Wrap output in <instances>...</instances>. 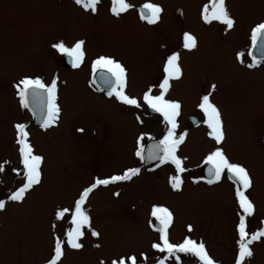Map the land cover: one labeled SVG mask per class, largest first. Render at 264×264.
<instances>
[{
    "label": "rangeland",
    "instance_id": "1",
    "mask_svg": "<svg viewBox=\"0 0 264 264\" xmlns=\"http://www.w3.org/2000/svg\"><path fill=\"white\" fill-rule=\"evenodd\" d=\"M111 1L99 0L93 13L74 0H0V165L4 169L0 200L5 201L0 211V264H48L57 237L65 241L58 264H111L128 255L145 264H159L164 253L156 254L152 248L159 242L151 228L154 206L172 213L170 241L191 238L205 245L214 264H235L240 214L235 188L231 190L227 182L203 188L181 175V189L173 190L169 180L176 172L169 164L142 170L125 183L93 189L83 205L90 225L83 229L82 247L76 250L66 244L71 214L57 220L55 213L73 209L79 194L97 179L140 169L136 152L146 140L159 139L160 118L148 114L142 96L149 88L153 95L160 93L164 64L172 54L179 55L182 76L170 81L165 98L180 102L176 121L190 129L183 132L178 157L187 171L196 174L204 157L217 147L230 161L242 164L252 179L246 192L254 204L253 214L246 217L248 232L264 228V63L251 64L246 58L250 28L264 20V0H225L235 21L231 29L218 21H203V9L210 10L211 0H126L133 10L123 17L107 12ZM144 2L162 8L155 24L135 21L134 10ZM185 32L196 38L195 49L183 47ZM78 40L84 41L85 60L106 56L123 65L125 94L137 98L140 108L94 92L86 62L73 72L59 67L63 54L52 45L63 41L72 47ZM24 77L40 78L46 84L57 80L61 91L57 126L41 131L32 125L14 87ZM205 94L221 113L225 139L220 145L207 136L209 129L198 107ZM190 117L199 119L193 130ZM17 123L26 125L28 142L43 157L41 183L19 203L8 199L23 183ZM93 230L98 237L91 235ZM250 247L253 255L244 264H264V237ZM181 264L199 262L183 257Z\"/></svg>",
    "mask_w": 264,
    "mask_h": 264
},
{
    "label": "snow or ice",
    "instance_id": "2",
    "mask_svg": "<svg viewBox=\"0 0 264 264\" xmlns=\"http://www.w3.org/2000/svg\"><path fill=\"white\" fill-rule=\"evenodd\" d=\"M74 3L81 6L85 11L91 10L93 13L97 11V4L99 0H74ZM130 4L126 0H112L111 12L114 16H119L126 12ZM162 8L159 5L152 3H145L140 9V18L147 20L148 24H155L159 18ZM202 19L207 23L218 21L231 29L235 23L234 19L228 12L225 0H211V9L206 6L202 12ZM264 39V22L257 24L251 31V40L255 46L258 40ZM84 41L78 40L72 47H68L63 41L54 43L52 47L58 52L67 55L73 61V67H78L84 57L83 46ZM183 47L188 50L197 47V41L194 36L185 32L183 34ZM239 59V55H238ZM179 55L172 54L167 57L164 64L163 71L165 78L163 83L159 85L160 93L158 95L152 94V89L149 88L143 93V104L155 112H158L165 122L169 125L167 134L159 141L155 149H149V159H159L161 163L170 162L175 166L176 174L170 177L169 183L173 190L179 191L183 183L181 173L185 171L182 166V160L176 155L177 147L185 139V134L175 135L177 127L176 118L180 114L181 104L178 101L165 98V94L170 87L171 80H179L182 76V69L179 64ZM255 57L253 58V64ZM253 65H249L252 67ZM97 70H106L110 74V78L105 77L103 71L101 73L99 86L108 87V96H115V98L127 106L140 108L141 104L137 98L130 97L125 94L126 86V69L123 65L113 58L100 56L92 63V71L96 73ZM16 93L19 97L21 107L32 110L34 113L37 108L42 109L41 127L47 129L54 125L60 116V107L57 104V80L53 79L50 84H46L40 78L24 77L20 79L15 85ZM215 85H211L212 90H215ZM35 106V107H33ZM198 107L204 116V123L209 131V136L215 141L216 145H220L225 139L223 130V122L219 109L210 101V94L202 95L198 103ZM16 130V144L19 146V158L22 164L23 183L22 186L12 191L8 199L13 202H22L25 199V194L31 190L35 185L41 183V165L43 157L35 154L32 145L28 142L29 133L26 130V125L22 123L15 124ZM82 131V129L80 130ZM137 156L142 155V150L136 152ZM205 164L209 165V176L207 183L212 184L214 181L218 182L222 176L227 173L233 180L235 185L234 197L237 202L240 214L238 216V224L236 231L238 233V253L235 257V264H244L245 258H251L253 252L250 245L253 242L264 237V229H260L254 233L249 234L246 226V217L251 216L254 212V204L246 195L248 189L252 187V179L248 170L240 163L232 162L226 156L222 148L217 147L214 151L207 154L204 160ZM3 165H0V171H3ZM140 169L131 168L125 171L122 175H114L109 179H97L90 187H86L79 194V198L74 201L73 209L63 208L55 213L56 219H62L66 213L71 214L72 227L66 232V244L71 249H80L82 244L79 243L80 238L84 235L83 229L90 225V217L84 210L85 204L89 194L98 185H107L110 182L130 180L133 176L139 174ZM5 201L0 200V211L4 210ZM155 222L159 223V242L153 243L152 248L160 253H167L168 256H175L177 253L191 254L198 259L199 264H214V261L209 257L205 245L200 242L185 238L182 243L174 244L168 239L167 229L172 221L171 211L162 206H154L151 211ZM155 227V225L153 224ZM191 231V226H188ZM93 237H98L99 233L91 231ZM65 241L57 237L54 240V255L48 264H58V261L63 255ZM159 261V264H165V260ZM177 260L179 257L177 256ZM103 264V262H101ZM111 264H138L135 255L122 256L113 259Z\"/></svg>",
    "mask_w": 264,
    "mask_h": 264
},
{
    "label": "flooded vegetation",
    "instance_id": "3",
    "mask_svg": "<svg viewBox=\"0 0 264 264\" xmlns=\"http://www.w3.org/2000/svg\"><path fill=\"white\" fill-rule=\"evenodd\" d=\"M145 3H151V2H144V3H142V4H140V5H138L139 7H137V9H135L134 11V16H136V19H135V21H137L138 23H141V24H144V25H151V24H148L147 23V20H142L141 18H140V8L142 7V5H144ZM111 7H112V1H111V4H109V6H108V11L107 12H109L111 15H113L112 14V12H111ZM133 9H132V7H130L126 12H123V13H121L119 16H122V15H124V16H126L130 11H132ZM123 17V16H122ZM257 24H259V23H257ZM255 27V25H253L252 27H251V29L252 28H254ZM250 31V30H249ZM98 57H95V58H92V59H86L85 60V57H83V60H82V62L79 64V66L78 67H73V61H72V59L71 58H69L67 55H62L61 57H60V59H59V67L60 68H62V69H64V71H71V72H73V71H75V70H77L79 67H81L82 65H83V63L84 62H86V67L90 70V72L92 73V75L90 76V88L94 91V92H96V93H98V94H100V95H104V96H108V92L107 91H101V90H99V89H97L96 87H95V85L93 84V78H94V73H93V71H92V63H93V61H95L96 59H97ZM260 63H264V61L262 60ZM101 70H97V72H100ZM102 71H104V72H106V70H102ZM126 82H127V80H126ZM60 89L57 87V104L59 105V96H60ZM108 97H110V96H108ZM111 98L112 99H115L119 104H123V103H121V102H119L116 98H115V96L113 95V96H111ZM124 105V104H123ZM149 108L147 107V110H148ZM159 125H160V127H161V129H162V133H161V135L159 136V139H163V137L167 134V131H168V128H169V125L165 122V120H162V119H160L159 121ZM187 122V121H186ZM176 123H177V127H176V129L174 130L175 131V135L176 136H179V134H183V132L184 131H187V132H190V129H187L182 123L181 124H179L177 121H176ZM33 125V124H32ZM199 125V124H198ZM35 126V125H34ZM35 127H37V129H39V130H42L43 128L42 127H38V126H35ZM192 127V130L193 129H195L196 127H198V126H196V127H193V126H191ZM151 139H157V138H151ZM151 139H148V140H146L145 142H147V141H149V140H151ZM184 141H185V139H184ZM183 141V142H184ZM182 142V143H183ZM182 143H180L179 145H178V147H177V149L179 148V146L182 144ZM19 153V152H18ZM176 155H177V152H176ZM205 160V159H204ZM204 160L202 161V165H201V168L199 169V171L197 172V174L196 173H194L193 171H187L186 169H185V171L182 173V175H185V177H189L190 179V181H191V185H199V186H201V187H203V188H212V187H214V186H218V185H220L221 183H225V182H227L229 185L228 186H231L230 188H231V190H234V188H235V185H234V183H232V182H230L229 181V179H228V174L227 173H225L223 176H222V178H221V180L220 181H218V182H213L212 184H208L207 183V179L205 178V174H204V172H203V169H204V166H206L207 164H205V162H204ZM170 163V162H169ZM160 164H162V165H165V164H168L167 162L165 163H160ZM160 164H158V165H160ZM171 164V163H170ZM158 165H155V166H148V167H145V166H142V164H141V159H140V166H141V168H140V171H139V174L138 175H136V176H139L140 175V172L143 170V171H149L150 169H154L155 167H157ZM172 165V164H171ZM189 172H191L192 173V176H190V174H188ZM136 176H133L132 178H136ZM131 178V179H132ZM130 179V180H131ZM130 180H126V181H130ZM126 181H119V182H115V183H125ZM230 182V183H229ZM196 183V184H195ZM227 183H225L226 185H227ZM250 191V189H248L247 190V192H249ZM153 224H155V220L153 219V222H152V229H153V231L156 233V234H158L159 235V233H157L155 230H154V226H153ZM247 231H248V227H247ZM236 234H237V237H238V233H237V231H236ZM170 241V240H169ZM171 243H173L172 241H170ZM174 244H178V243H176V242H174ZM156 254H161L160 252L159 253H156ZM163 254V253H162ZM166 256H168V254L167 253H164V255H163V258H165ZM177 256L179 257V260H177ZM183 257L184 258H186V257H188L189 259H190V261L191 262H198V259L196 258V257H194V256H192L191 254H184V253H177L175 256H168V258L165 260V263H172V264H181L182 263V260H183ZM162 259V258H161ZM178 262H180V263H178Z\"/></svg>",
    "mask_w": 264,
    "mask_h": 264
},
{
    "label": "water",
    "instance_id": "4",
    "mask_svg": "<svg viewBox=\"0 0 264 264\" xmlns=\"http://www.w3.org/2000/svg\"><path fill=\"white\" fill-rule=\"evenodd\" d=\"M250 56L252 58L255 57L256 59H264V39L258 40L257 44L255 45V47L253 48V50L250 53ZM101 71L98 72V74H96V76L94 77V84L96 85V87L100 90H105L108 92V87L105 85L103 87L99 86L98 81H100L101 78ZM103 74L105 75V77L110 78L108 76L107 73L103 72ZM35 107V106H33ZM28 111L30 112L31 116H32V120L33 123L35 125L40 126L41 125V115H42V109L41 108H37L36 112L34 113L32 110L28 109ZM191 121L193 123V125L197 124V119L195 118H191ZM159 143L157 142H148L143 149V153H142V157H143V161H144V165L145 166H150V165H154L160 162L159 159H149V149H155V147L158 145ZM206 170H208V168H206ZM206 176L207 178L210 179L209 173L206 172ZM158 228V226H157Z\"/></svg>",
    "mask_w": 264,
    "mask_h": 264
}]
</instances>
